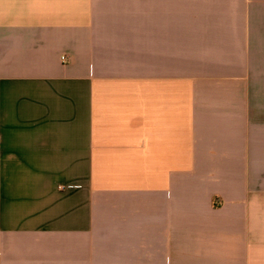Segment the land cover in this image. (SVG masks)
Masks as SVG:
<instances>
[{
    "label": "crops",
    "instance_id": "1",
    "mask_svg": "<svg viewBox=\"0 0 264 264\" xmlns=\"http://www.w3.org/2000/svg\"><path fill=\"white\" fill-rule=\"evenodd\" d=\"M0 264H264V0H0Z\"/></svg>",
    "mask_w": 264,
    "mask_h": 264
}]
</instances>
